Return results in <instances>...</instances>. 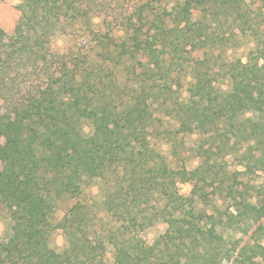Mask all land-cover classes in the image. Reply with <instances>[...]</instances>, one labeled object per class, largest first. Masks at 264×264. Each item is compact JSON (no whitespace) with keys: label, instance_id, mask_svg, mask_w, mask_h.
I'll use <instances>...</instances> for the list:
<instances>
[{"label":"trees","instance_id":"16d2710c","mask_svg":"<svg viewBox=\"0 0 264 264\" xmlns=\"http://www.w3.org/2000/svg\"><path fill=\"white\" fill-rule=\"evenodd\" d=\"M247 2L264 9V0H182L170 10H150L149 18L143 15L147 5L141 7L147 29L132 27L126 52L143 55L142 79L150 81L154 102L175 92L174 82L181 80L170 70L172 53L180 49L170 34L181 32L193 48L205 39L216 44L217 30L211 29L220 16L241 18L252 28ZM89 5L25 0L13 33L0 26V98L7 112L0 115V205L10 219L8 235L0 239V264H264V188L253 200L239 194L216 157L228 154L234 138L244 148L243 166L264 164V45L258 43L247 61L222 59L207 69L197 61L188 98L161 101L178 121V132L202 137V163L176 169L149 139L152 120L139 109L148 98L138 95L120 108L116 90L108 92L116 85L92 69L90 54L52 51L57 19L89 20ZM215 70L226 77V89ZM106 115H113L112 126L97 123L85 131V120ZM92 180L100 182L99 198L84 192ZM190 180L194 186L184 195L179 182ZM219 194L232 200L234 210H207ZM64 197L74 202L53 224ZM152 217L168 225L159 248L142 236ZM227 226L242 236L251 232L254 243H242L243 236L225 246L217 228ZM56 228L66 237L61 251L49 244Z\"/></svg>","mask_w":264,"mask_h":264},{"label":"rangeland","instance_id":"374dc122","mask_svg":"<svg viewBox=\"0 0 264 264\" xmlns=\"http://www.w3.org/2000/svg\"><path fill=\"white\" fill-rule=\"evenodd\" d=\"M24 1L0 0V26L9 34L13 33L21 18L19 7ZM86 1L90 4L87 7L91 15L89 20L68 19L62 15L59 19L56 18L59 25L57 24L56 33L51 38L52 51L70 54V50H72L75 54H90V64H95L92 69L94 68V71L101 72L104 75L107 85H116V88L109 86L108 92L116 90L114 98H116L117 105L120 108L125 106L123 104L127 102H135L138 95H141L140 99L148 98L146 103L142 104V106H145H140L139 109L144 111L142 114L145 117L152 120V125L148 128L151 143L168 158L169 163L174 168L186 167L189 170L194 169L202 163L204 157V154H201L203 150L199 152L200 138L202 137L197 132H178V121L175 117H172V114L167 113V108L162 105L161 101L171 95L172 98H169L167 102L168 105H171L175 99L182 101L188 98V87L192 80V73L197 61L204 63L205 69L214 68L216 62L222 59L233 60L240 58L243 61H247L258 43L264 45V9H261V6L257 3L247 2L244 5V9L254 19L252 28L241 18L237 20L232 15L228 18L220 16L214 25V29H211L212 31L217 30L218 40L216 44L210 41L207 42V39H205L206 42L199 41L196 47L193 48L185 44L181 32L174 30L170 36L176 43L180 44V49L172 53L170 60H172L173 65L170 70L173 76L180 77L181 80L179 84L174 82L175 92L161 96L158 102H154L153 97H150V81L142 79L146 75L144 66L139 62L143 55L139 53L134 58H131L129 50L126 52L130 43L133 42L131 38L135 29L132 27L141 26L139 10L142 6L147 5L143 15L150 18V10H155L156 12L164 8L170 10L173 6L179 5L182 0ZM128 26L132 29L129 30ZM169 26L172 27V24ZM141 27H144L143 30L147 29L143 24ZM223 36L227 37V39H224ZM124 46L125 48H123ZM145 60H147L146 56ZM135 66H137L136 73L138 74L133 72ZM213 75L219 79L218 82L224 89L228 87L227 79L223 74H219L215 70V74ZM144 90L145 93L143 92ZM3 113H7L6 101L0 98V115ZM112 119L113 115L93 117L92 119L85 120L83 127L86 132H90L97 123H102L109 127L112 126ZM122 141L126 145L128 144L126 139L123 138ZM2 143L3 139H0V144ZM228 148V154L216 156L218 167H225L229 183L237 188L239 194L242 193L247 197L250 196L252 200L257 198V194L264 188V164L253 166L252 170L243 166L240 160H242L244 148H242L240 143H236L234 138L231 140ZM4 166L5 163L0 157V170ZM193 186L194 182L191 180L179 182L180 192L184 195H189ZM99 187L100 182L92 180L85 184L84 192L88 196H91L90 199L93 197L99 198ZM224 195H212L213 200L210 202V206L207 205V210L211 212L213 207H217V209L224 213L231 209L234 210L232 200L225 198ZM73 202L72 199L67 197L58 202V206L51 217L53 224L62 219L65 211ZM9 227V211L4 205H0L1 240L5 239L8 235ZM167 227L168 225L164 220L152 217L142 236L148 244L159 248L157 240L167 230ZM217 232L223 237V243L224 245L226 243L227 246H231L232 243L243 236L244 240L242 243L247 239L250 240L251 244L254 243V240L251 238V232L242 236L241 233H234L229 226L227 228L219 227L217 228ZM261 236L264 242V230L261 231ZM49 244L58 251L65 248L66 237L62 229L56 228L51 231ZM224 250L223 246L222 251ZM112 255L111 249L108 248L107 257L112 260Z\"/></svg>","mask_w":264,"mask_h":264}]
</instances>
